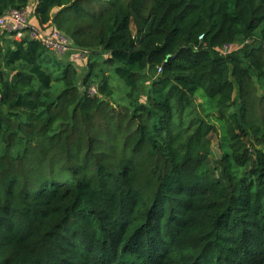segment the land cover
<instances>
[{"label":"trees","instance_id":"16d2710c","mask_svg":"<svg viewBox=\"0 0 264 264\" xmlns=\"http://www.w3.org/2000/svg\"><path fill=\"white\" fill-rule=\"evenodd\" d=\"M32 9L90 59L0 30V264H264V0Z\"/></svg>","mask_w":264,"mask_h":264},{"label":"built area","instance_id":"2783aa9c","mask_svg":"<svg viewBox=\"0 0 264 264\" xmlns=\"http://www.w3.org/2000/svg\"><path fill=\"white\" fill-rule=\"evenodd\" d=\"M28 12V9L22 11L11 9L7 11L0 16V30L6 31L16 42H23L24 39L28 37L38 39L43 42L54 55L60 58L70 52H74L86 56L85 58L88 59L89 52L87 50L75 48L73 42L53 26L46 25L44 28L30 26ZM248 42L249 41H247V43ZM237 49H239L238 45L227 43L220 49V51L223 55H228ZM159 72H161V68H159ZM90 93H97V89L91 87Z\"/></svg>","mask_w":264,"mask_h":264},{"label":"rangeland","instance_id":"374dc122","mask_svg":"<svg viewBox=\"0 0 264 264\" xmlns=\"http://www.w3.org/2000/svg\"><path fill=\"white\" fill-rule=\"evenodd\" d=\"M36 1L37 0H31V2H30V4H31V8L30 9H28V21L29 20H31L32 18H35V15H34V12H33V9H32V6H33V4H35L36 3ZM58 11V9H55L54 11H53V15L56 13ZM49 30H51L50 28H48ZM6 39H8V38H6ZM101 54V56L103 57V59L104 58H106V55L105 54H102V52L100 53ZM64 57V56H63ZM63 57H58V59H62ZM65 57H67V59H72L73 61H75L76 62V64L77 65H79V66H81V65H83V64H86L87 63V58H85L86 56H83V55H80V54H77V53H74V52H70V54L68 55V56H65ZM89 59H90V55H89V57H88ZM80 68V70H79V72H80V74H81V76L82 75H85L86 73H87V71H88V69H87V67H79ZM203 104H204V101H201L200 103H199V105L201 106V108H200V113L201 112H203V110H202V107L204 108V106H203ZM218 147L216 146V145H214V147H213V156H218Z\"/></svg>","mask_w":264,"mask_h":264},{"label":"crops","instance_id":"0c3cea01","mask_svg":"<svg viewBox=\"0 0 264 264\" xmlns=\"http://www.w3.org/2000/svg\"><path fill=\"white\" fill-rule=\"evenodd\" d=\"M29 24L30 26L38 27V22L36 20V17L29 20Z\"/></svg>","mask_w":264,"mask_h":264}]
</instances>
